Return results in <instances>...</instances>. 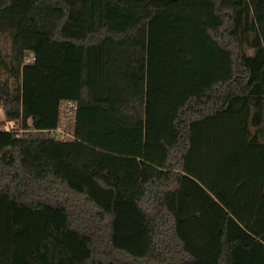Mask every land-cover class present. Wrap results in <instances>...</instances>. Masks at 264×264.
<instances>
[{
	"label": "trees",
	"instance_id": "16d2710c",
	"mask_svg": "<svg viewBox=\"0 0 264 264\" xmlns=\"http://www.w3.org/2000/svg\"><path fill=\"white\" fill-rule=\"evenodd\" d=\"M1 38L0 264H264V0H0Z\"/></svg>",
	"mask_w": 264,
	"mask_h": 264
},
{
	"label": "built area",
	"instance_id": "2783aa9c",
	"mask_svg": "<svg viewBox=\"0 0 264 264\" xmlns=\"http://www.w3.org/2000/svg\"><path fill=\"white\" fill-rule=\"evenodd\" d=\"M77 108H78V104L75 101L67 100V101H63L61 103V105H60V130L57 131V133L61 134V136H65L66 135L68 138H73L71 136V134H69L66 131L62 130L61 121L62 122H66L70 118H72V117L74 118L75 114H76V111H77ZM2 125L3 124L0 125V130L10 132L13 129V127L11 129H9L7 126L4 129V127H2ZM67 139H63V140H67Z\"/></svg>",
	"mask_w": 264,
	"mask_h": 264
},
{
	"label": "rangeland",
	"instance_id": "374dc122",
	"mask_svg": "<svg viewBox=\"0 0 264 264\" xmlns=\"http://www.w3.org/2000/svg\"><path fill=\"white\" fill-rule=\"evenodd\" d=\"M0 47L2 48L3 52L4 53H9L10 52V49H11V45H10V41L7 40V39H3L1 38L0 39ZM31 62H33V60H31ZM1 109V108H0ZM74 118H70L69 120H67L66 122H62L61 121V128L63 131H66L67 133L69 134H72V130L74 129ZM0 123H2V127H5L7 126L9 129H11L12 127L13 128H16L18 125L15 124V123H12V122H7L6 121V118L4 116V113L3 111L0 110ZM62 139H67L68 137L65 135V136H61Z\"/></svg>",
	"mask_w": 264,
	"mask_h": 264
},
{
	"label": "water",
	"instance_id": "95a60500",
	"mask_svg": "<svg viewBox=\"0 0 264 264\" xmlns=\"http://www.w3.org/2000/svg\"><path fill=\"white\" fill-rule=\"evenodd\" d=\"M31 56H33V55H31ZM2 123H0V125H1Z\"/></svg>",
	"mask_w": 264,
	"mask_h": 264
}]
</instances>
